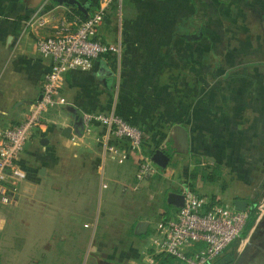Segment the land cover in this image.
<instances>
[{"label": "crops", "instance_id": "0c3cea01", "mask_svg": "<svg viewBox=\"0 0 264 264\" xmlns=\"http://www.w3.org/2000/svg\"><path fill=\"white\" fill-rule=\"evenodd\" d=\"M45 1L73 11L54 0H0L1 127L19 123L41 95L50 60L36 42L52 31L27 21ZM80 1L90 15L100 0ZM100 35L117 51L87 72L64 73L67 104L49 110L26 143L18 163L27 178L0 217L19 204L42 214L33 235L18 218L21 256H32L25 264H182L147 242L178 212L170 192L188 188L209 204L242 199L249 208L264 201V0H117ZM69 107L124 117L141 129L144 153L160 151L167 165L138 183V157L122 147L114 158L97 140L103 128L64 135L75 121ZM177 126L188 132L187 153ZM140 221L149 223L146 234L136 232ZM32 239L41 248L32 251Z\"/></svg>", "mask_w": 264, "mask_h": 264}, {"label": "built area", "instance_id": "2783aa9c", "mask_svg": "<svg viewBox=\"0 0 264 264\" xmlns=\"http://www.w3.org/2000/svg\"><path fill=\"white\" fill-rule=\"evenodd\" d=\"M114 1L117 0H100L98 8L85 18L72 10L58 15L56 8L45 1L27 21L28 25L51 29L50 35L39 37L36 42L40 55L50 60V67L44 75L41 98L28 107L19 123L0 126V205L17 203L20 183L27 178L18 161L34 130L49 110L67 104L61 93L64 73L87 72L99 59L117 51L116 45L104 42L100 35V26ZM83 121L84 132L103 128L97 140L105 143L114 158L121 157L122 147L127 155L138 157V183L158 174L159 167L152 155L143 151L144 137L139 127L115 113H83ZM183 194L184 205L177 214L158 222L152 246L158 253L170 255L183 264H212L240 237L250 208L238 210L228 202L209 204L188 188Z\"/></svg>", "mask_w": 264, "mask_h": 264}, {"label": "rangeland", "instance_id": "374dc122", "mask_svg": "<svg viewBox=\"0 0 264 264\" xmlns=\"http://www.w3.org/2000/svg\"><path fill=\"white\" fill-rule=\"evenodd\" d=\"M57 14L62 15L60 12H57ZM216 181L217 180L214 182ZM223 182L226 183L225 181H221L219 185L221 186ZM230 204L232 205V203ZM99 205L101 206L100 202ZM99 209L101 210V207H99ZM255 209L257 218L254 225L249 230L247 236L241 238L239 241V244L235 250V259L233 264H264V201L261 198H259V202H257ZM75 212L81 213L82 209H79V211L76 210ZM4 218L7 219H5V223ZM18 218L30 221L27 233L29 235H33L34 231H36V227L39 225L38 224L36 226L35 221H40L43 216L42 214L38 215L34 208H21L20 204L15 209L9 207L5 212L2 213L0 217V264H25L30 262L32 257L30 254L27 256H21V249L24 248L26 243L24 235L26 229H21L20 226H18ZM152 226L153 225H151V227ZM99 228L100 226H97V230H100ZM20 232L23 235H20ZM154 233L155 232L153 230L147 236V242L150 244L152 242ZM39 243L40 242L36 239L30 240V247L33 249L32 251H34L36 246L37 248H41ZM232 250L233 249H230L229 251ZM178 262L181 263L180 261Z\"/></svg>", "mask_w": 264, "mask_h": 264}, {"label": "water", "instance_id": "95a60500", "mask_svg": "<svg viewBox=\"0 0 264 264\" xmlns=\"http://www.w3.org/2000/svg\"><path fill=\"white\" fill-rule=\"evenodd\" d=\"M55 4H63L65 6H69L72 8H78L80 9L82 12L85 13L86 17H88V4H83L80 0H54ZM185 37L187 39H196L199 38L200 35L199 34H186ZM106 75L110 74V71H105ZM111 80V79H109ZM41 98V95L39 97V99ZM68 110L75 114V121L73 123V125H69L67 127L64 128V135L65 136H70L71 133L75 130L78 134H82L84 132L85 129V125H84V121H83V115L77 113V111L72 108L69 107ZM175 133H176V139L178 142V149L181 153H187L189 150V138H188V132L185 128H183L182 126H177L175 128ZM162 155V153L160 151H158L155 155H152L153 160L155 161V163L157 165H159V163H161L164 167L167 165V161L165 163L160 162V156ZM184 200H185V196L183 193H176V192H170L168 194V198L167 201L170 205H173L175 207H182L184 205ZM235 207L238 210H242L245 211L248 208V203L245 200L242 199H237L235 200ZM149 223L147 221H140L137 224L136 227V232L138 234H146L147 232V228H148Z\"/></svg>", "mask_w": 264, "mask_h": 264}, {"label": "trees", "instance_id": "16d2710c", "mask_svg": "<svg viewBox=\"0 0 264 264\" xmlns=\"http://www.w3.org/2000/svg\"><path fill=\"white\" fill-rule=\"evenodd\" d=\"M74 12H76L77 14H79L82 17H86L84 12H82L80 9L78 8H72ZM91 10L95 9V5H93V8H90ZM89 10V9H88ZM170 152L168 153L169 156L171 157V154L175 152V148L171 147L170 145ZM256 204H252L250 206V215H249V219L247 221V224L244 228V230L242 231L241 235L239 238H237L236 240H234L224 251L223 253L218 256L215 261H213L212 264H233L234 259H235V250L239 244V241L241 240V238H244L245 236H247L249 230L252 228V226L255 223V220L257 218V214H256ZM230 249H233L232 251H229ZM169 259L171 261H174V257L168 255Z\"/></svg>", "mask_w": 264, "mask_h": 264}]
</instances>
